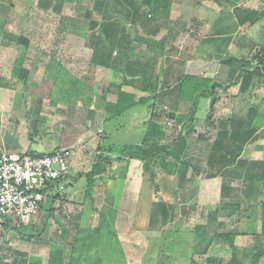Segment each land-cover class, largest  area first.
<instances>
[{"label": "rangeland", "instance_id": "rangeland-1", "mask_svg": "<svg viewBox=\"0 0 264 264\" xmlns=\"http://www.w3.org/2000/svg\"><path fill=\"white\" fill-rule=\"evenodd\" d=\"M39 1H3L5 7L6 4L8 6L12 3V8L8 11L11 22L8 25L9 32H23L30 39L23 56L26 75L19 78L13 77L10 70L14 66L15 55L21 54L23 46L17 47L16 43L7 38V33L4 32L5 8L0 2V153L19 150L49 155L57 150L58 145L60 148L72 147L66 146V141L76 138L78 141L75 145L82 149V157L78 167L70 173L72 177L78 178L65 182H73L74 185L62 190V197L55 198L54 212L44 227L45 210L29 224H23L29 234L15 229L6 230L4 222L11 217L0 216V264H48L50 251L61 246L64 248L63 264H163L160 258L167 256H170V264H190L188 255L192 253L193 242L210 245L207 252L199 256L198 264H230L233 257L232 248L222 238L214 237L215 233L220 232H239L236 238L237 246L251 249L256 244V235L261 232V207L258 204L264 199V190L258 195L259 189L262 188L261 182H256L258 188L254 196L246 197L243 193L249 188L250 182H245L240 177L224 180L221 175L209 178L212 170L209 156L212 145L218 138L221 121L237 115L249 119L257 128L258 136V140L245 146L248 152L240 157L241 162H244L240 171L242 174H248L249 169L255 172L259 169V165L264 162V82L257 86L254 92H250L249 88L242 91L239 86H234L227 91L218 90L215 99L201 100L195 130L189 136L191 148L185 157V180L180 179L179 182L178 179L172 178L173 184L164 189L163 172L159 166H155L159 175L157 182L161 186V189L155 192L144 173V183L135 175L139 161L130 162L128 168H124L125 161L115 162L102 175L96 177L92 200L90 197L85 198L83 190L87 179L82 175L92 167L98 144L102 142L98 129L102 128L104 122L99 110L85 106L88 102L86 98L92 95L88 87L98 94L103 87L105 89L110 85L108 90L116 92L124 74V65L118 63L116 67L119 76L116 77L115 70L91 63L92 53L86 46V35L91 20L85 16L89 0H66L63 4L61 17L77 19V27L83 30L80 35L72 32L60 33V16L48 14V17H44L41 9L34 8V5L38 6ZM113 8L118 10L115 13L116 19H123L121 23L128 24L127 30L131 32V35H127L129 47L133 42L135 48H138L137 51L139 48L146 50L147 44L139 45V40L148 38L158 40V44H161L162 40H174L175 44L168 48L169 55L157 60L158 63L170 58L176 62L178 70L180 67L181 71L206 75L224 83L234 76L233 72L231 75L228 73L232 69L205 58L209 52L214 51L212 45L206 44L212 26L220 21L218 16L224 12L231 11L236 17L239 13L237 8L264 12V0H241L238 3L234 0H175L169 13L156 15L155 12L156 16L160 15L156 23L162 25L160 33L154 37H150L141 28H133L132 22L127 23L120 7L114 5ZM102 12L104 13L105 9ZM92 18L102 20L101 12L94 11ZM233 23L230 22L232 26ZM220 25L224 27L226 23ZM236 27V31L231 34L232 44L229 52L239 58L245 57L257 62L254 57H261L264 52L261 48L264 43V18L256 25ZM246 39L256 45L253 48L247 43L240 46L239 43ZM59 63L66 69L62 70L59 76H51L52 80L50 75L57 71ZM157 70L156 80L162 77ZM249 70L255 69L250 66ZM74 77L80 81L79 85L73 84ZM256 80L255 78L254 81ZM125 89L134 91L135 88ZM79 90L83 94L80 97L77 94ZM149 95V92H139L136 98L140 100ZM153 96L150 104L154 103ZM94 98L97 104L98 97ZM148 106L138 105L125 117L105 122L103 127L109 136L104 143L107 146L141 143L146 134V121L152 112V108ZM187 109L188 104L182 105L180 112H186ZM160 112L162 116H158ZM169 112L168 107L161 109L157 106L154 114L156 120L165 128V139L171 140L179 132L180 124L170 117ZM64 119H68L66 122L69 127L63 128L61 121ZM35 120L39 123L37 133L44 136L28 150ZM60 132L62 139L66 138L64 142L58 140ZM237 166L238 163L229 169L236 170ZM183 167L181 165V172ZM111 175L113 179L110 178ZM114 177L117 178L114 180ZM176 182L179 184H175ZM225 182L235 189L232 195L235 197L222 199L221 188ZM62 186L63 184L60 185ZM58 189L56 185V190ZM159 199L174 206L173 219L167 226L151 214L154 202ZM225 201L240 202L242 211L246 212L240 215L239 212L218 210L219 204ZM184 205L190 209L188 217L182 214ZM227 214H231V217ZM166 230L180 233L170 235L165 233ZM193 234L195 235L192 236ZM180 235L183 240H189V247L187 243L182 242ZM161 242L163 248H168L166 254L161 252ZM73 246H76V249H73ZM73 250L74 258L71 257ZM261 264H264V258L261 259Z\"/></svg>", "mask_w": 264, "mask_h": 264}, {"label": "trees", "instance_id": "trees-1", "mask_svg": "<svg viewBox=\"0 0 264 264\" xmlns=\"http://www.w3.org/2000/svg\"><path fill=\"white\" fill-rule=\"evenodd\" d=\"M3 1L4 0H0L2 3L1 6L4 3ZM64 2L65 0H40L37 7L43 11L44 17H48V14L60 16V33L72 32L73 34L80 35L83 33V30H81L80 27H77V19L72 20L71 18L68 19L61 17ZM173 2L174 0H89L88 2V9L86 10L85 16L87 19L91 20V23L89 24L87 30L88 34L86 35V31L85 35L87 36L86 46L92 53L91 63L115 70L114 74L116 77L119 76L116 66L118 63H122L124 65V74L116 92H109L108 89L111 88L110 85L105 89L103 87L98 94H96L92 88L88 87L90 92H92V95H89L86 98L88 102L85 106L95 110L102 108L106 117L102 125L103 136H100L102 142L98 144L96 151L97 154L94 158L92 167L90 171L82 175L87 179L86 186H83L85 198L90 197L92 200V188L93 184L97 181L96 177L102 175L107 168L112 167L115 162L120 163L121 161H125L126 166L124 168H128L130 166V162L134 160L139 161V163L142 164L144 176H146L147 180L152 183L155 192H158L161 189L160 184L157 182L159 175L155 170V166H159L163 172L162 174L164 177H162V180L164 181V188H170L173 184L171 180L172 178L176 180L178 179V181L180 179L185 180L187 173V167H185L187 160L185 157L187 156L189 150V136L195 130L194 128L197 122V114L201 100L215 99L218 90L227 91L234 86H239L242 91L249 88L250 92H254L255 88L264 82V52L261 57H254V59H257V62H254L253 59L248 60L245 57L239 58L229 52V47L232 44L231 34L233 31H236V26L245 24L254 25L261 19V17L264 16V12L242 8H237L239 13L236 14V17L231 11L220 14L218 16V20L220 21L212 26L210 36L206 39V44L212 45L214 47V51L211 53L209 52L205 58L208 59L207 61L211 60L234 70L229 71V75H231L232 72L234 75L231 79H228L227 82L223 83L206 75L187 73L178 70V67L175 66L176 62L167 58L166 60H162L160 62L159 69L157 70V73L162 74V79L160 80L157 78L156 80L155 63L158 59L165 58V55L167 54L166 42L164 41L163 43L162 41L161 44H158L156 43L158 40L153 41L148 38L144 41L139 40V45L141 43L147 44L146 50L139 48L137 51L138 48H135L136 45L133 44V42L130 43L129 47V38H127V35H131V32L127 30L128 28L125 24L121 23V20L123 19H116L115 13H117L118 10H114L113 6L117 5L120 7V10H122L121 12L124 13L126 17L125 19L127 23H133V28H141L148 35H150V37H154L160 33L162 25L161 23H156L158 16H160L156 15L160 13H169ZM3 8H5L3 16L6 17L4 32L7 33V38L16 43L15 45H17V47L23 46L21 54L18 55L14 61L11 75L15 78L23 77L24 74L26 75L23 56L27 51L30 39L28 38V35H25L23 32H9L10 26L8 27V25H10L11 22L8 11L12 8V3H9L8 6L6 4V7L4 6ZM104 9L105 12L103 13L102 11ZM94 11L101 12L102 20H95L92 18V13ZM51 17L53 21H55V18L53 16ZM231 21L234 22L233 26L230 24ZM223 22L226 23L224 27L220 25ZM243 42V45L247 43L250 47L252 46V48L256 45L248 39ZM261 48L264 51V46H261ZM196 60L200 59L196 58ZM178 63L180 64L181 61ZM250 66L254 67L255 70H249ZM65 69L64 65L60 64L59 68L56 69L57 71H54V73L50 75V78L52 79L51 76L54 74L59 76L61 71ZM255 78L257 79L256 81H254ZM73 79V84L79 85L80 81L75 77ZM53 83L55 84L54 81ZM125 87H134L135 90L149 92L150 95L147 98L136 100L135 94L128 92ZM77 94L78 97L83 95L80 90ZM94 96L98 97L97 104ZM152 96L154 103L150 104ZM169 103H171L170 106L172 108L170 117L175 118V120L180 124V130L173 139L166 140L165 128L156 120V117H154V111L157 106L163 107ZM17 104H19V102ZM148 104L150 108H152V112L150 113V118L146 121V134L141 143L126 145L110 144L108 146L104 143L109 136L106 129L103 127L105 122L118 120L121 117H125L129 111L138 105L148 106ZM181 104H188L186 112H180ZM66 121L65 119L64 121H61L63 128L69 127ZM37 125H39L38 120H35L31 133V146L29 149H31V147L36 142H39L42 139L41 137L44 136L37 133ZM256 131L257 128L253 126L249 119L241 118L237 115H233L227 120H222L221 129L218 132V138L215 140V143H213L211 154L209 156L210 169H212L211 173L208 175L209 178L221 175L224 180L227 178L232 179L240 177L242 180L244 179L245 182H250L248 184L249 188L245 190V193H243L242 190V193L246 195V197L254 196L255 190L258 188V183L256 182H261L262 187L259 189L258 195H261V192L264 190V162L259 165V169L256 172L249 169L248 174H242V171H240L244 166V162H241L240 157L247 143L258 140ZM46 134L48 135V132ZM60 139H62L61 132L58 137V140ZM59 148L60 147H57V150ZM35 154L40 155L38 153ZM237 163L238 166L235 168L236 170L229 169ZM181 165L182 167L184 165L182 172L180 170ZM226 167L228 170H226ZM77 178L78 176L72 177L68 174L55 181V185L50 184V193L47 197V204H44L43 206V211L45 210L43 227L54 212L53 206L55 198L62 197L61 191L69 189V187L74 185L73 182L69 184L65 182L71 179L75 181ZM116 178L117 177H114V180ZM61 184H63L62 187H60ZM56 185L59 187L58 190H56ZM234 190L235 189L231 188L228 182H225V184L223 183L221 188L222 199L225 200L228 199V197H235L232 196ZM226 201L219 204L218 210H224L227 212L230 211L232 213L239 212L238 214L240 215H243L246 212V210L242 211L240 202ZM258 204L261 207V232L259 235H256V244H254L251 249L239 248L237 246L236 238L238 237L239 232L215 233L214 237L225 240V243L229 244L233 250V257L230 264H243L244 262L248 264H261V259L264 258V199L259 201ZM173 208L174 206L172 204H168L163 201V199H159L154 202L151 214L152 216L157 217V220L164 226H167L173 219ZM182 214L185 217H188L186 209H183ZM230 215L228 216L231 217ZM4 226L8 231L15 229L23 234H29L26 232V228L23 224H18L17 221L11 218L4 222ZM165 233L174 235V233H180V231L168 232V230H166ZM194 235L195 234L192 236ZM180 236L183 240L182 235ZM77 239L78 237L76 236L75 242L78 241ZM190 241L193 242V239L190 238ZM182 242L187 243V245L190 244L188 239L183 240ZM189 246L190 245H188V247ZM209 246V244H196L193 242L191 247L192 253L189 254L188 252V258L191 260L190 264H198L199 256L205 254ZM161 247V252L164 251L166 254L168 248H163V245ZM73 249H76V246H73ZM174 249L175 248H173V250ZM72 252L71 257L74 258V250ZM63 257L64 248L62 246L55 247L50 251L48 264H63ZM169 257L160 258V261L162 260L161 263L170 264Z\"/></svg>", "mask_w": 264, "mask_h": 264}, {"label": "built area", "instance_id": "built-area-1", "mask_svg": "<svg viewBox=\"0 0 264 264\" xmlns=\"http://www.w3.org/2000/svg\"><path fill=\"white\" fill-rule=\"evenodd\" d=\"M103 136V129H98ZM77 145L49 155L4 152L0 155V216L10 215L18 224H29L42 211L50 184L71 173ZM86 152V151H85Z\"/></svg>", "mask_w": 264, "mask_h": 264}, {"label": "crops", "instance_id": "crops-1", "mask_svg": "<svg viewBox=\"0 0 264 264\" xmlns=\"http://www.w3.org/2000/svg\"><path fill=\"white\" fill-rule=\"evenodd\" d=\"M235 2H236V0H234ZM239 1H241V0H237V3L239 2ZM65 2H66V0H65ZM65 2H64V4H65ZM174 4H175V0H174V2H173V4H172V8H171V10L173 9V6H174ZM235 5V4H234ZM64 6V5H63ZM35 7H37V5H34V8ZM91 7V6H90ZM33 9V8H32ZM36 9V8H35ZM63 9V8H62ZM88 9V7L86 8V10ZM86 10H85V13H86ZM251 10H257V9H251ZM257 11H259V10H257ZM259 12H263V11H259ZM62 13V12H61ZM264 18V16L263 17H261V19L259 20V21H261L262 19ZM258 21V22H259ZM257 22V23H258ZM257 23H255L254 25H256ZM246 25V24H245ZM250 25V24H249ZM126 26L128 27V24H126ZM241 26H244V25H241ZM131 27V26H130ZM129 27V28H130ZM262 29H264V27H262ZM158 39V38H157ZM162 41H164V40H162ZM55 42H58V41H55ZM59 43V42H58ZM77 43H79V42H77ZM172 44H175V42H174V40L173 41H171V40H169L168 39V41L166 42V45H167V48H166V51H167V54L166 55H169V50H168V48L169 47H171L172 46ZM243 44H244V42L242 41V42H240L239 43V45L240 46H243ZM261 46H264V43L263 44H261ZM170 49V48H169ZM175 49V47H173V50ZM166 55H165V57H166ZM18 57V54H16L15 55V57H14V59H13V63H14V61L16 60V58ZM158 60H160V59H158ZM157 61H156V65H155V67L157 66V68H156V70L157 69H159V65H160V62L158 63V65H157ZM103 68V67H102ZM180 70V69H179ZM10 71H12V69L10 70ZM230 71V70H229ZM229 71H228V73H229ZM12 74V73H11ZM162 79V77H160V80ZM262 85V84H261ZM159 86H160V84H159ZM235 87H237V86H235ZM128 92H131V93H134L135 94V96L137 97L138 96V94H139V92L141 93V94H146L147 92H145V91H142V90H135L134 89V91H129V90H127ZM109 92H111V93H113L112 91H109ZM114 92H115V90H114ZM36 99V101H38V99L37 98H35ZM168 99V98H167ZM136 100H138L137 98H136ZM35 104H37V103H35ZM170 104L171 103H169L168 105H165V106H163V107H168L169 108V110H170V114H171V112H172V108H171V106H170ZM183 104V103H182ZM181 104V105H182ZM181 105H180V108H181ZM76 106V105H75ZM161 107V109H163V107L162 106H160ZM97 110H99L100 111V113L103 115V117H104V120H105V117H106V115H105V112L103 111V109L102 108H98ZM96 110V111H97ZM158 116H162V113L160 112L159 113V115ZM157 116V117H158ZM155 117V116H154ZM68 120V119H67ZM70 121V120H69ZM177 122V121H176ZM64 123V122H63ZM66 140V138L65 139H60V142H64ZM166 140H169V139H166ZM78 140L76 139V138H73V139H71V140H67L66 142H67V145L66 146H73V145H75V144H77L76 142H77ZM59 142V141H58ZM59 142V143H60ZM31 146V145H30ZM58 147H61L60 145H58ZM30 148V147H29ZM28 148V149H29ZM190 148H191V145L189 144V150L188 151H190ZM27 150V149H26ZM19 151V150H18ZM5 151H2L1 153H0V155L2 154V153H4ZM248 152V150H246V149H244V151H243V153H242V155L245 153H247ZM241 155V156H242ZM81 157H82V154H81V152H79V153H77L76 155H75V157H74V159L72 160V167H71V172H73V170L76 168V167H78V165L80 164L79 162V160L81 159ZM126 164V163H125ZM137 165H139L138 167H136V172H135V175L139 178V181L140 182H143L144 183V176H143V169H142V164L141 163H139L138 162V164ZM71 175V174H70ZM190 177V176H189ZM110 178L112 179L113 177H112V175L110 176ZM175 184H179L178 182H176ZM174 184V185H175ZM112 185V184H111ZM110 186V185H109ZM164 188V187H163ZM164 189H166V188H164ZM174 189V188H173ZM174 191H176V188H175V190ZM190 205V204H189ZM186 205H184V206H182L183 208L182 209H186L187 210V213H189V208H188V206H186ZM117 214V213H116Z\"/></svg>", "mask_w": 264, "mask_h": 264}]
</instances>
